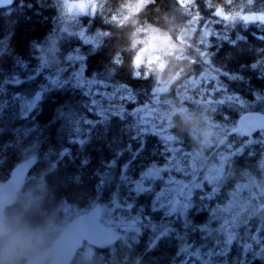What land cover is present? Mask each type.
<instances>
[{
    "label": "trees",
    "instance_id": "trees-1",
    "mask_svg": "<svg viewBox=\"0 0 264 264\" xmlns=\"http://www.w3.org/2000/svg\"><path fill=\"white\" fill-rule=\"evenodd\" d=\"M19 1L14 0L12 4L0 7V183L11 176L17 164L31 157H35L36 162L26 169L19 185L20 194L6 205L0 220L5 227V231L0 233V259H3L1 253L6 243L19 236L26 239L24 252L11 256L4 264H24L37 249L54 244L60 230L71 219L94 209H103L98 220L107 225L105 213L110 208L113 213V207L108 203L111 188L106 187L101 198L94 185L100 178L107 179L104 173L116 152L122 150L116 166L111 169L113 173L131 158L138 146V141L130 138L136 134L130 127L132 124H125L117 118H111L107 125L97 124L90 134L87 131L89 126L82 124L85 131L80 138L88 137L85 145L69 142L66 137L73 125L66 115L61 116V112L67 114L76 110L85 118L100 119L87 110L85 105L89 104L90 97L75 83L69 82L63 90L50 91L35 111L27 116L23 114L21 98L28 99L42 85H48L47 78L67 64V55L78 51L85 58L82 63L86 65L84 74L87 78L106 80L108 88L125 85L124 90H131L139 104L150 101L154 90L162 86L165 90L161 98L170 99L183 81L192 76L198 77L203 70L211 68L217 72L224 91L235 94L245 103H252L254 111L251 113L264 108V100L260 96L264 92V40H251V49L248 42L245 44L241 39L231 44L222 36L210 35L205 43L197 46L206 57V60L202 57L199 64L190 63L187 66L182 59L180 63L170 61L164 69L152 65L147 70L135 65L136 55L147 37V28L165 30L172 39H177L183 30L188 32L194 28L192 40L196 43L203 34L205 21H225V17L233 11L228 9L232 7L231 1L237 8L263 9L259 3H264V0H255V4L249 0H147L136 11L132 21L118 22L106 10H97L94 16H77L66 33L60 36L55 34L60 27L59 20L63 18L59 5L62 0H22V6L3 15L7 8L17 6ZM107 1L111 7V0ZM221 12L224 16H220ZM247 23L264 29L262 22ZM229 25L232 24L228 23L225 29L230 28ZM95 33L98 34L95 44L83 40L84 36ZM249 34L245 32L244 35L247 37ZM45 45H51L47 54L52 63H42L40 47ZM180 67L185 70H175ZM169 70L178 75L173 77L175 73L172 75ZM14 80L22 83L17 85ZM216 101L211 121L227 131L226 137L234 135L240 126L242 105L233 99H225L223 106ZM137 106L126 103L127 109ZM191 109L194 112V106ZM193 112L186 115L176 109L170 118V133L179 148L184 150L197 145L193 129L199 119ZM62 125L64 130L61 132ZM116 133L119 134L118 139ZM153 140L149 144L157 143ZM64 148H68L70 154L65 153L61 157L59 154ZM109 152L111 155H108ZM84 158L89 160L85 167L81 165ZM141 160L133 162V169L138 170ZM251 161L246 155V148L233 155L235 174L246 173L247 167L254 173ZM121 203H124L122 198ZM66 206L75 208L76 216L66 220ZM140 206H143L141 213L151 216L152 222L162 229L171 224L176 231L170 232L168 238L158 245H153L156 233L151 228L152 222L145 220L141 225L142 234L121 232L119 236L115 235L112 245L103 249L93 248L90 242L85 241L68 264H181L184 255L177 256L176 253L184 237V241L193 242V247L201 246L202 251L211 246L212 234L204 238V234L195 230V226L207 218V213L193 208L189 215L192 223L184 229L182 220H166L162 219L161 213H151L148 197L139 198L138 209ZM52 227H56L55 231L51 230ZM228 261L229 264H237L233 257H229Z\"/></svg>",
    "mask_w": 264,
    "mask_h": 264
},
{
    "label": "snow or ice",
    "instance_id": "snow-or-ice-1",
    "mask_svg": "<svg viewBox=\"0 0 264 264\" xmlns=\"http://www.w3.org/2000/svg\"><path fill=\"white\" fill-rule=\"evenodd\" d=\"M69 59L72 57L70 56ZM77 59L85 58L77 57ZM85 67V64H81L79 69L72 71L66 78L59 73L55 77H48V85H42L28 99L21 98V107L24 110L23 114L27 116L41 105L50 91L63 90L73 80L76 87L82 90L87 85L88 90L84 94L91 99L85 107L100 119L85 118L76 110H71L67 114L60 113L62 117L66 115V119L73 125L66 138L69 142H76L81 146H84L88 139V137L80 138L85 131L81 127L82 124L89 126L87 131L90 134L97 124L107 125L111 118L121 121L127 117L136 118L130 126L136 133L130 138L138 141L135 152L129 160L119 166L117 172L113 173L111 169L116 166L117 157L122 154V150L116 152L113 159L108 162V169L104 173L107 179L100 178L94 185L95 191L101 198L104 189L111 188L108 203L113 207V219L107 228L89 237L91 247L103 249L112 245L118 231L142 234V223L145 220L150 222L153 220L151 216L146 217L141 213L140 209L143 206L138 209L137 205L140 197H148L151 213H161L162 219L166 220L172 218L182 220L184 229H188L192 223L189 215L193 208H196L197 212L207 213V218L196 225L195 230L204 234V238L214 232L216 238L212 240L211 246L206 248L205 256L201 255L199 248L193 252L190 250L192 244L183 243L176 253L177 256L185 255V260H182L181 264H187L188 257H194L200 264H214V258H219L215 260V264H229V257H233L237 264H264V199H262L264 191L259 195L255 192L246 195L245 186L238 182L218 185L211 172H206L204 166L190 152L183 148L168 147V141L172 138L166 134L162 126L155 123L148 106L139 104L131 90L122 91L121 89L126 86L117 84L112 91H108V81L94 77L87 78L84 74ZM60 72L64 70L61 69ZM13 83L19 85L22 81L14 80ZM93 85L98 86L94 92ZM101 88L104 90L101 91ZM218 94L217 90L215 95ZM216 102L223 106L225 98L222 97ZM126 103H134L138 106L133 107L129 112ZM63 130L62 125L60 131ZM257 132H264V127L258 128L251 134L255 135ZM152 139H156L157 143L150 148L149 142ZM65 153L70 154L68 148H64L59 155L62 157ZM139 158L142 160L138 170H135L133 162ZM35 162L36 158L31 157L17 164L13 169V175L16 177L23 175L24 170L33 166ZM88 163V158L81 160V165L84 167ZM121 198L124 203H121ZM254 201L257 202L255 205ZM156 226L155 222L151 223L153 231L156 230ZM175 231L171 224L165 226L155 236L153 245L166 240L169 233ZM72 247L69 248L70 253Z\"/></svg>",
    "mask_w": 264,
    "mask_h": 264
},
{
    "label": "rangeland",
    "instance_id": "rangeland-1",
    "mask_svg": "<svg viewBox=\"0 0 264 264\" xmlns=\"http://www.w3.org/2000/svg\"><path fill=\"white\" fill-rule=\"evenodd\" d=\"M103 1L106 3V5L101 0H87V2L83 4L76 3L74 0H62L59 5L61 7L60 16L63 18H60L59 20L60 27L57 29L55 36L65 34L67 28L71 26L73 20L76 19L77 16H94L97 10H106L107 14L118 22L132 21L139 7L143 6L147 2V0H111V7H109V5H107L108 1ZM253 1L255 0H249V2L255 4ZM17 3V6L7 8L3 12V15H8L23 5L22 0ZM105 6H107V8ZM231 6L232 7L228 9H232L233 11H231L228 15L226 13L227 16L225 17V21L220 23L218 20L215 23L205 21L203 23V34L198 37L196 43H193L195 41L192 40L194 37V28L188 32L183 30L182 33L177 36V39H172L165 30H160L156 27L147 28V37L145 43L138 51L135 58L136 67L145 68L148 70L152 67V65H154L160 69H164L165 65L170 61H173L174 63H180L179 60L182 59L186 61L187 66H189L190 63L199 64L202 62V59H205L206 57L202 55L197 46H199V44L205 43L209 39L210 35L213 37L222 36L231 44H234L238 39H241L243 42L245 41V44L248 42L249 47L253 49L251 40H264V29L260 30L259 27H251L246 21L245 14L249 11L264 13V3H259V6H263V9L237 8L233 1H231ZM221 15L224 16L222 12L220 13V16ZM228 23H231L232 25H229L230 28L225 29V26ZM245 32H249L250 34L246 37V35H244ZM97 38L98 34L95 33L84 36L83 40L95 44ZM40 48L42 63H52V59L49 58L47 54V51H50L51 49V45L41 46ZM247 48L248 47H245V49ZM247 50L249 51V49ZM70 56L72 59H69ZM77 57H82L78 51H74L72 54L67 55L66 58L68 65L65 64L61 68L59 66V71L51 77H55L59 73L61 76L66 78L67 75H70L72 71L79 69L83 63L82 60H78ZM167 66H169V64H167ZM168 68L169 67H167V69ZM61 69H63L64 72H60ZM175 70L181 71L185 69L180 67ZM169 72H173L172 75L175 73V71L172 70H169ZM177 75L178 74L175 73L173 77ZM70 82L75 83L74 80ZM209 85H211V87H209ZM97 87L98 86L93 85L92 91H96ZM224 88L225 87L218 80L217 72L211 68H207L205 71L203 70L200 76H192L183 81L182 85L173 91V95L170 99L161 98V95L165 90V87L162 86L158 89H155L151 100L145 102L143 105L148 106L151 112V118L155 120L157 125L162 126L165 129L166 134L172 138L168 141V147L176 149L180 148L178 144L175 143L173 136L170 133V118L172 113L178 109L181 110L182 113L190 115L193 112L191 107L194 106L193 114L199 119L198 123L194 125L193 129V136L197 140V145L195 148L185 151L190 152L193 157L197 159L202 166H204L206 172H211L218 185H223L226 182H238L245 186L246 195L252 192H255L259 195L262 191H264V132H257L255 135H252L251 132H255L258 128L263 126H258L256 122H247V119L253 114L251 112L254 111L252 103L243 102L242 99L238 98V96L235 94L224 91ZM84 90L85 92L88 90L87 85H85ZM100 90L103 91L104 89L101 88ZM107 90L112 91L113 88H108ZM121 90L126 91L124 89ZM217 90L219 94L215 95ZM260 96L263 98L261 100H264V92H262ZM222 97L225 99L230 97V99L236 100V102L240 103L243 107V111L239 116V128L234 133V135H228L227 137V131L222 126L212 122L210 119V116L212 115L211 112L213 111L212 109L215 106V101ZM106 103L107 102H105V104ZM262 109V111L255 110L257 112L254 113L264 114V108ZM128 111L130 112L131 109L128 108ZM141 115H143V113ZM135 120V117H127L125 120H123V122H125V124H133ZM205 133H207V135H205ZM115 136L117 137L119 134L116 133ZM153 141L155 142L156 139ZM155 144H149V147L151 148V146ZM245 148L246 155H248V160H250V158L252 160L250 163L252 164V168H254V173H251L250 167H247L246 173L237 176L233 166V155L240 154L243 150H245ZM108 155H111V153L109 152ZM145 155H147V153H145ZM25 171L26 169L24 170V173ZM24 173L23 175L16 177L12 172L11 176H9L5 182L0 183H9L12 179L16 180L17 188L14 191L11 200L20 194L21 187L19 185L23 179ZM262 199H264V197H262ZM253 203L255 205L257 202L254 201ZM94 210H96L98 216L100 214L101 217L103 209ZM76 213L77 210L75 208H69L67 206L64 207V218L67 217L66 220L70 217H74V215L76 216ZM105 218L108 222V224L105 226L108 227L110 225L109 222H112L113 219L112 208L107 210L105 213ZM156 225V230L154 232L157 235V233L162 228L159 224ZM55 229L56 227L51 228V230L54 231ZM3 231H5V227L0 224V233ZM117 234L119 236L121 231L116 232V235ZM212 236L213 238H216V234L214 232L212 233ZM19 237L13 238L3 246L1 256L4 261L9 260L11 256L24 252L23 249H26V247H24L26 245L25 236H23V240H18ZM184 240L185 237L181 241V245L185 242L193 245V242ZM197 248L200 249L201 246L192 247L190 250L194 252ZM55 250V244H51V246L40 247L34 252L32 256H29L26 259L24 264H40L49 257V259L44 263L47 264ZM200 251L202 256L206 255V250L202 251L200 249ZM217 259L219 258H214V264L215 260ZM182 260H185V255L183 256ZM187 264H200V262L194 257H188Z\"/></svg>",
    "mask_w": 264,
    "mask_h": 264
},
{
    "label": "water",
    "instance_id": "water-1",
    "mask_svg": "<svg viewBox=\"0 0 264 264\" xmlns=\"http://www.w3.org/2000/svg\"><path fill=\"white\" fill-rule=\"evenodd\" d=\"M13 2L14 0H5V2H0V7L10 5ZM245 18L250 23H264V13L261 12L249 11L245 14ZM247 122H256L258 126H264V114L253 113ZM16 188L15 179L9 183L0 184V220L3 218L5 207L10 202ZM104 228L107 226L99 222L96 210L74 217L64 226L55 239L56 250L47 264H68L83 243L85 241L91 243L89 237L94 236ZM73 245L74 247H72ZM70 247H72L71 253L69 252Z\"/></svg>",
    "mask_w": 264,
    "mask_h": 264
},
{
    "label": "clouds",
    "instance_id": "clouds-1",
    "mask_svg": "<svg viewBox=\"0 0 264 264\" xmlns=\"http://www.w3.org/2000/svg\"><path fill=\"white\" fill-rule=\"evenodd\" d=\"M74 2L83 4V3H86L87 0H74ZM205 135H207V133H205ZM23 239H24V237H19L18 238V240H23ZM0 264H4V260L3 259H0Z\"/></svg>",
    "mask_w": 264,
    "mask_h": 264
}]
</instances>
